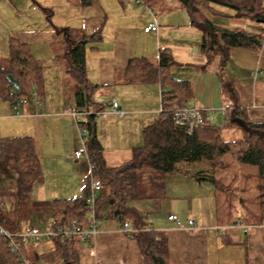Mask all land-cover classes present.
Here are the masks:
<instances>
[{"label": "crops", "instance_id": "obj_1", "mask_svg": "<svg viewBox=\"0 0 264 264\" xmlns=\"http://www.w3.org/2000/svg\"><path fill=\"white\" fill-rule=\"evenodd\" d=\"M55 1L0 0V9L11 5L15 16L22 20L16 29H0V65L7 64L10 40L16 39L29 46L43 67L44 92L38 99L32 96L35 92L26 98L19 107L20 116L14 114L9 102L0 100V152L5 138L31 137L41 159L44 182L34 188L29 199L37 207H45L44 212L33 214L35 224L39 225L34 227L41 230L53 220L51 204L83 196L90 176L86 162L79 163L73 157L80 146L76 124L68 114V110L75 107V92L73 82L56 63V57L65 52L67 43L62 29L49 23L57 15ZM58 1L61 11L76 21L68 20L62 24L63 28L80 29L87 34L100 31L103 37L96 48H87L86 70L89 84L95 87L92 92L95 105L91 110L102 112L95 119V127L108 168L130 162L133 150L144 144L146 127L161 116L164 91L161 86L126 81L125 69L134 58H145L158 66L160 53L170 50L175 61L171 76L189 85L192 96L187 103L213 111L211 124L221 127L224 142L241 140L243 127L237 121L228 125L217 111L222 105L231 106L229 115L239 107L246 112L249 121L264 123V47L258 51L233 49L226 59L208 60L201 49L203 33L191 25L189 14L176 0H156L152 8L147 7L148 11L134 0H98L89 8H82L79 0ZM25 12L33 13L42 20L41 24L35 26L30 21L32 14L29 22L23 20ZM221 16L237 19L234 13ZM151 23H157L159 29L146 33L145 28ZM245 30L258 34L264 29ZM113 101L125 112L123 117L110 112ZM226 162V168L232 165ZM0 163L2 170L17 184L16 172L1 155ZM201 170L205 167L191 166L183 173L167 175L164 198L130 202L129 207L141 215L142 221L137 226L130 217L127 223L132 229L139 227L163 234L168 240L170 264H264V227L246 223L245 216H224L219 212V196L230 202L232 209L231 204L237 201L241 209H247L249 201L241 196L252 183L254 200L258 203L256 172L244 175L253 181L241 184L238 199L232 192L223 193L230 189L222 185L215 174L214 181L201 180L202 175H206L199 174ZM151 174L149 171L147 182L144 181L146 188L150 187ZM170 215L178 216L186 227L188 221L193 220L198 229L194 232L179 229L169 220ZM255 216L261 219L259 209ZM26 225L31 224L11 222L9 227L21 230ZM100 226L96 254L92 255L90 244L83 242L80 264H146L134 237L121 232V223L104 219ZM52 248L49 241H43L29 249V254L42 256ZM37 264L45 263L39 260Z\"/></svg>", "mask_w": 264, "mask_h": 264}, {"label": "trees", "instance_id": "obj_2", "mask_svg": "<svg viewBox=\"0 0 264 264\" xmlns=\"http://www.w3.org/2000/svg\"><path fill=\"white\" fill-rule=\"evenodd\" d=\"M98 0H79L82 8L95 5ZM156 0H141L152 8ZM190 17L191 25L203 33L201 49L208 60L220 57L226 59L233 49L258 51L262 48L263 33H250L242 28L224 29L209 19L210 15H221L222 9L232 11L237 18L248 19L264 25V2L262 0H176ZM264 29V27H263ZM60 31V30H58ZM66 36V50L56 57L57 65L66 77L72 78L75 107L91 112L95 105L92 99L94 86L89 84L86 70L88 47L102 41L100 31L87 34L80 29H62ZM175 64L170 50L160 53L159 65L155 66L145 58L132 59L125 69L128 84H159L162 90L160 119L146 127L143 132L144 144L133 150V158L121 167L110 169L106 166L103 146L97 137L94 115L85 121L89 136L87 148L90 160L95 164V175L102 181L104 191L97 201L100 221L113 219L124 225L132 217L138 226L141 215L129 207L137 199H163L165 179L169 174L183 173L186 167L201 166V180L214 181V172L227 167L226 158L233 162L256 169L258 206L261 224H264V123L249 121L245 111L234 108L229 115V123L243 124V138L239 141L224 142L221 127L209 124L204 128L188 133L186 127L176 126L170 119V108L175 101L188 102L192 96L186 82L174 79L171 68ZM11 75L18 82L15 89L7 77ZM35 92L40 97L44 92L43 67L32 54L29 46L16 39L9 43V59L5 66L0 65V100L13 107L22 99ZM167 117V118H166ZM2 160L17 174V195L29 200L34 188L44 182L41 159L36 153L35 141L31 137H12L1 141ZM149 170L150 187L144 185V173ZM56 200L51 204L54 229L70 225L73 221L84 223L88 210L86 196ZM0 223L9 227L10 222L0 208ZM131 235L136 240L146 264H170L166 237L152 230L139 227ZM52 251L42 256L31 257L29 249L22 245L14 253L7 240L0 237V264H80L82 243L78 239L55 238L48 240ZM43 242V241H42ZM41 243V242H40Z\"/></svg>", "mask_w": 264, "mask_h": 264}, {"label": "built area", "instance_id": "obj_3", "mask_svg": "<svg viewBox=\"0 0 264 264\" xmlns=\"http://www.w3.org/2000/svg\"><path fill=\"white\" fill-rule=\"evenodd\" d=\"M137 3L140 4L141 0H137ZM158 29L159 26L157 23H151L145 28V32L154 33L157 32ZM261 45L264 47V38L261 41ZM164 92L166 91H162V94ZM32 96L38 99L37 93H34ZM26 100V98L22 99L19 103L12 107L16 116L21 115L19 107L21 104L25 103ZM229 110H231L230 105H222L217 109V111L224 116L227 122H229ZM110 112L118 115L119 117H123L125 115V112L120 109L116 101L111 102ZM212 112V110L192 107L187 102L175 101L170 108V119L176 126L186 127L188 133L191 134L196 129L204 128L212 123ZM101 113V111L87 112L79 108H71L68 110V114L72 116L76 124L80 139V146L74 151L73 157L79 163L86 162L90 173L88 193L85 199L88 210V219L84 223L73 221L70 225L57 229H54L52 220L47 224V228L45 230H41L32 225H26L21 230H10L2 226L0 223V237L7 240L14 253H18L22 245L32 246L42 241L64 238L70 241L78 239L81 242L88 243L92 248L91 254H96L95 243L98 235L101 233L100 219L97 213V201L100 194L104 191V185L95 175L96 166L89 157L87 148L89 132L84 123L89 116L94 115L97 117ZM160 113H163V108H161ZM169 220L179 229H187L190 232H194L198 229L193 220L188 221V227H186L176 215H170ZM240 222L241 221L239 220L238 224H240ZM262 226L264 227V224ZM121 232L125 235H130L135 233L136 230L132 229L129 223H125L121 228Z\"/></svg>", "mask_w": 264, "mask_h": 264}, {"label": "rangeland", "instance_id": "obj_4", "mask_svg": "<svg viewBox=\"0 0 264 264\" xmlns=\"http://www.w3.org/2000/svg\"><path fill=\"white\" fill-rule=\"evenodd\" d=\"M137 0H134L136 3ZM57 2L56 7V14L51 21L49 20V23L52 26H58L61 29H66L67 27H62V24H66L65 22H68V20L71 23H75L76 21L71 20L68 18L65 14H67L64 11H61L59 1ZM54 2V3H55ZM74 2V1H73ZM11 5L14 6V3L11 1ZM10 7H3L0 9V29H16L22 22L21 19L17 18L15 13L11 10ZM179 5V4H177ZM56 6V5H55ZM180 6V5H179ZM140 8L145 9L148 11L147 7L144 5H141ZM154 8L158 9V6L154 4ZM224 13H233L232 11L228 9H222ZM32 14V17L30 19L31 22L35 26H39L41 24L42 20L38 19L33 13H23L25 16L23 20H26V22H29L30 15ZM222 15V14H221ZM221 15H208L209 19L212 21V23L218 24L220 26H223L225 28H242V29H254L255 27H258V29H263L264 25L256 23L254 21L248 20V19H228L225 16ZM235 15V14H234ZM29 17V18H28ZM46 18V16H44ZM66 20V21H65ZM35 22V23H34ZM254 27V28H253ZM72 78H70V81ZM73 82V81H72ZM226 161L228 163H232L231 166L225 169H217L214 173L216 175L217 180L222 184L225 185L227 188L230 189V191H225L223 193H233L235 197H240V190L242 189L241 184L244 182H247L248 184L251 183L250 181H253V178L247 177L244 175H248L251 173L256 172V169L254 167L250 166H243L239 165L233 161L229 157L226 158ZM2 165L0 163V206L3 211L4 216L7 218V220L11 222H21V223H30L33 226H39L35 224V220L33 217V214L40 213L45 211V207H37L33 204L32 200H22L17 195V184L13 182V179L8 176L6 171L2 170ZM149 170H146L144 173V181L147 182ZM238 176V178H234L235 176ZM252 179V180H251ZM253 184V183H252ZM252 184L247 187V190L243 192L242 198H246V208H240L239 202H235L231 204L233 206V209L230 207V202H225L224 198L219 196V204L220 214L224 216H229V214H232L234 216L240 215L242 218L244 217L245 222L248 224L254 223L255 225H262L260 219L255 216L256 210H258V203H255V191L252 187ZM252 188V189H250ZM238 194V196H237ZM239 199V198H238ZM254 213V215H253ZM248 215V216H247ZM10 230H12L10 227H6Z\"/></svg>", "mask_w": 264, "mask_h": 264}, {"label": "water", "instance_id": "obj_5", "mask_svg": "<svg viewBox=\"0 0 264 264\" xmlns=\"http://www.w3.org/2000/svg\"><path fill=\"white\" fill-rule=\"evenodd\" d=\"M8 79V82L15 88V89H18L19 88V85H18V82L13 78V76L9 75L7 77ZM241 126L243 127V124L241 123Z\"/></svg>", "mask_w": 264, "mask_h": 264}]
</instances>
